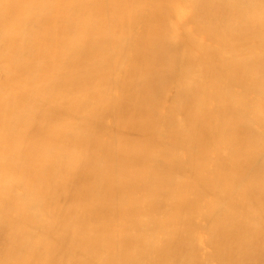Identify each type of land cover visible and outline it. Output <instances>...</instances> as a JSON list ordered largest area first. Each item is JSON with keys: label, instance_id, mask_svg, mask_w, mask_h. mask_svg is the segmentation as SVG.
Listing matches in <instances>:
<instances>
[{"label": "bare ground", "instance_id": "bare-ground-1", "mask_svg": "<svg viewBox=\"0 0 264 264\" xmlns=\"http://www.w3.org/2000/svg\"><path fill=\"white\" fill-rule=\"evenodd\" d=\"M0 264H264V0H0Z\"/></svg>", "mask_w": 264, "mask_h": 264}]
</instances>
